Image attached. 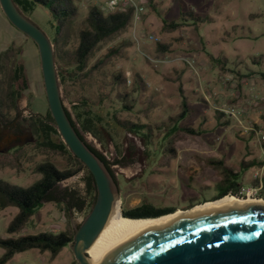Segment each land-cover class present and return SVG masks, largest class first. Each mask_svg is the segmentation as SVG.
<instances>
[{"label": "rangeland", "instance_id": "374dc122", "mask_svg": "<svg viewBox=\"0 0 264 264\" xmlns=\"http://www.w3.org/2000/svg\"><path fill=\"white\" fill-rule=\"evenodd\" d=\"M106 0H89L85 7L76 5L83 16L88 5L102 6ZM160 16L150 11L144 3V12L139 21L115 38L100 44L89 64L120 41L130 44L121 54L111 59L102 69L83 79L65 80L60 84L61 95L67 111L73 118V108L81 111L97 127L101 142L89 133H82L84 140L96 149L109 163L119 191L120 209L132 208L143 200L155 207H172L184 210L188 204L211 201L221 186H217V175L199 158H224L226 164L238 163L264 157V149L258 140L261 132L254 125L262 124L264 106V81L256 72H264V0H154ZM183 7L192 8L195 14L212 17V22L197 27L186 26L174 32L161 31L162 19L176 18ZM252 16V17H251ZM256 16V17H253ZM29 20L47 36L54 30L45 10L36 9ZM0 10V50L5 39H14L13 46L22 45L26 62L29 86L18 102V119L21 121L29 112L44 114L47 103L39 67L38 53L29 39L14 38L16 29L9 26ZM24 41V42H23ZM157 43L170 44V51L163 60L155 58ZM76 44L72 37L66 44L71 50ZM4 51V50H3ZM33 51V55L32 52ZM259 64L252 63V57ZM212 58H225L227 63L218 64ZM147 60L150 62L148 63ZM121 70L125 74L126 86L137 74L144 83L142 102L150 100L151 108L144 113L142 105L136 104L132 111L121 108L110 90V75ZM252 75L245 78L248 74ZM254 73V74H253ZM180 74L185 94L190 100L192 112L181 124L196 127L203 122L206 133L200 137L181 135L171 138L166 135L156 139L153 127L166 122L167 117L177 113L179 96L176 84L167 80ZM243 76L244 78H241ZM88 98L93 111L80 106L81 98ZM234 109L233 114H226ZM219 111L230 119V124L216 126L214 113ZM113 116L119 120H130L137 124L150 125L152 136L147 140L117 129ZM74 120V118H73ZM77 125V124H76ZM20 138L10 140L0 150V155L11 157L18 151V166L0 165V180L18 186H27L39 175L33 167L45 160L58 168L67 166L66 159L50 150L36 146L25 127H20ZM2 132V131H0ZM7 132V131H6ZM173 153L169 154V149ZM260 169H246L237 183L249 185ZM77 174L58 184L59 189L70 188L80 183ZM264 198V194H261ZM201 204V203H200ZM198 205V204H195ZM58 203H43L39 219L31 218L18 233L36 234L67 229L71 219L78 224L83 213L64 214ZM16 208L0 210V237H6L5 227ZM71 226V224H70ZM3 249L0 248V255ZM76 261L67 246L55 257L37 250L15 254L6 264H69Z\"/></svg>", "mask_w": 264, "mask_h": 264}, {"label": "trees", "instance_id": "16d2710c", "mask_svg": "<svg viewBox=\"0 0 264 264\" xmlns=\"http://www.w3.org/2000/svg\"><path fill=\"white\" fill-rule=\"evenodd\" d=\"M18 10L29 19V15L36 9L45 10L54 30L48 36L52 47L55 66L57 69L60 84L65 80H80L90 76L94 72L102 69L111 59L121 54L123 48L128 46V41L119 43L108 48L104 54L99 56L92 64L89 60L99 48L100 44L107 42L126 31L131 25L132 8L116 10L111 13H105L100 6L90 4L83 16L78 11L77 0H12ZM145 5L150 11L160 16L156 9L157 3L154 0H144ZM252 17V16H251ZM256 17V16H253ZM212 17L195 14L192 8L186 10L181 7L180 13L173 19L161 20V31L165 33L174 32L186 26L197 27L200 24L212 22ZM25 36V35H24ZM74 37L75 46L69 50L66 49L68 41ZM25 38H28L25 36ZM35 45V44H34ZM170 51V44L157 43L155 58L163 60L165 55ZM23 46H13L10 44L4 51H0V124L8 125L18 117V102L22 93L29 86V78L22 62ZM212 61L220 67L227 60L223 57L212 58ZM253 64H259L257 56L252 57ZM148 63H150L147 60ZM222 63V64H221ZM254 74V73H253ZM259 79L264 81V72H256ZM252 75L248 74L247 77ZM241 78H244L241 76ZM167 80L176 84L180 102L176 114L167 117L166 122L153 127L156 132L154 137L160 139L169 135L171 138H177L181 135L190 137H200L207 130L200 122L196 127L181 124L182 121L192 112L190 100L185 94L180 81V74ZM127 79L121 70H117L110 75L109 86L115 99L121 108L132 111L138 103L142 105L144 113L152 106L148 100L146 103L140 101L144 97L145 86L139 75L135 74L126 86ZM80 106L93 111L95 104L91 103L88 98H81ZM260 105L264 106V98L260 100ZM66 108V107H65ZM74 107L73 118L66 109L68 118L74 126L79 137L84 140L82 133H89L95 139L101 142L97 135V127L91 120L84 116L81 111ZM216 126L223 127L230 124V119L223 116L219 111L214 113ZM262 124L254 125L255 132L260 131L261 136L258 140L261 149H264V116L261 117ZM113 122L117 129L130 133L140 139L147 140L146 137L152 136L150 125L137 124L130 120H119L113 116ZM21 124L27 129L33 138L36 146L44 147L53 153L63 156L67 161V166L58 168L49 160L41 161L33 167V173L39 177L30 185L25 187L10 184L0 180V210L9 207L16 208L15 214L9 220L5 227L6 237H0V248L3 249L0 255V264H6L15 254L27 251L37 250L40 253L47 252L51 257H55L62 249L66 248L73 240V231L69 225L67 229L57 233L38 232L36 234L18 233L24 228L31 218L39 219L40 208L43 203L54 202L62 206L64 214L70 212L83 213L84 216L89 212L95 197V187L93 178L87 169L75 156H73L62 142L48 111L44 114L29 112L22 120ZM77 124V125H76ZM89 149L104 163L110 174L113 173L110 163L94 148L87 145ZM173 149H169V154ZM204 165L211 168L217 175V186H221L218 195L213 200L223 197L226 194L237 195L239 184L237 178L248 168H261L264 161L252 158L249 160H240L238 163L226 164L225 159L220 158H199ZM18 166V151L11 157L0 155V165ZM81 174V186L73 185L70 188L59 189L58 184ZM195 204L188 206L189 209ZM175 208H158L147 201L143 200L140 204L128 208L120 209V214L126 218H150L158 215L171 213ZM69 264H75L71 262Z\"/></svg>", "mask_w": 264, "mask_h": 264}, {"label": "water", "instance_id": "95a60500", "mask_svg": "<svg viewBox=\"0 0 264 264\" xmlns=\"http://www.w3.org/2000/svg\"><path fill=\"white\" fill-rule=\"evenodd\" d=\"M0 10L12 27L35 44L55 128L93 178L95 197L89 212L78 224L70 221L73 240L68 247L76 264H264V203L259 201L223 203L161 217L176 209L150 217L161 218L119 224L95 240L119 199L117 183L67 116L48 36L12 0H0ZM228 195L234 196H224ZM207 202L211 201L203 203Z\"/></svg>", "mask_w": 264, "mask_h": 264}, {"label": "built area", "instance_id": "2783aa9c", "mask_svg": "<svg viewBox=\"0 0 264 264\" xmlns=\"http://www.w3.org/2000/svg\"><path fill=\"white\" fill-rule=\"evenodd\" d=\"M89 0H78L81 7H85ZM144 0H106L101 9L105 13H111L114 11L124 10L125 8H132V20L131 23L135 24L139 21L144 12ZM226 114H233L234 109H227L224 111ZM261 194H264V179H262V172L254 175V179L247 186H239L237 195H234L238 198H250V199H260L264 200L261 197Z\"/></svg>", "mask_w": 264, "mask_h": 264}, {"label": "bare ground", "instance_id": "6f19581e", "mask_svg": "<svg viewBox=\"0 0 264 264\" xmlns=\"http://www.w3.org/2000/svg\"><path fill=\"white\" fill-rule=\"evenodd\" d=\"M260 199H250V198H238L235 196H224L223 198L216 200V201H211V202H207V203H203L200 205H196L194 207H192L191 209L188 210H176L175 212L169 214V215H164L161 217H165V216H170V215H174V214H178V213H182L185 211H189V210H193V209H197V208H201V207H205V206H211V205H217V204H223V203H243V202H247V201H257ZM264 201V200H261ZM161 217H157V218H161ZM157 218H150V219H128L123 217L120 214V202L118 200H116L112 206V210L110 212V215L103 227V229L100 231V233L98 234V236L96 237L95 240L99 239L100 237H102L106 232H108L111 228H113L114 226H117L119 224L122 223H128V222H134V221H142V220H152V219H157ZM94 240V241H95ZM86 254L90 255V246L87 248L86 250Z\"/></svg>", "mask_w": 264, "mask_h": 264}, {"label": "flooded vegetation", "instance_id": "af4514ba", "mask_svg": "<svg viewBox=\"0 0 264 264\" xmlns=\"http://www.w3.org/2000/svg\"><path fill=\"white\" fill-rule=\"evenodd\" d=\"M18 109V108H17ZM17 113V112H16ZM20 127H24L22 124H21V121L17 118H15L13 120V122H11L10 124L8 125H2L0 124V150L2 148H4L6 146V143L10 140H14V141H17L19 138H20ZM7 131V132H6ZM85 141V140H84ZM86 142V141H85ZM87 145H89L87 142H86ZM96 150V149H95ZM97 151V150H96ZM112 171V170H111ZM113 173V172H112ZM114 176V175H113ZM114 180L116 181L115 177H114ZM218 193H216L215 196H217ZM214 196V197H215ZM211 200H213V198ZM206 200L200 202V203H203L205 202ZM259 202H262L264 203V201H261V200H257ZM247 202H251V201H247ZM194 204V203H193ZM152 205V204H151ZM192 204H188L187 207L183 208V209H186L188 208V206H190ZM264 206V205H262ZM159 208V207H158ZM165 208H172V207H165ZM177 209V208H175Z\"/></svg>", "mask_w": 264, "mask_h": 264}, {"label": "crops", "instance_id": "0c3cea01", "mask_svg": "<svg viewBox=\"0 0 264 264\" xmlns=\"http://www.w3.org/2000/svg\"><path fill=\"white\" fill-rule=\"evenodd\" d=\"M6 19V18H5ZM7 23H9V22H7ZM9 26H10V24H9ZM12 27V26H11ZM13 29H15V28H13ZM12 33H14V38H16V40L18 39H25L24 41H26V38H25V36L21 33V32H19L18 30L16 31V32H12ZM1 37V36H0ZM3 39V41H4V48L3 49H1L0 51H2V50H4L7 46H9L10 44H12V42H14V39L12 38V39H5L4 40V38H2ZM23 41V42H24ZM34 48H36V46H34ZM36 51H37V49H36ZM32 53V55H33V51L31 52ZM23 56H24V50H23V53H22V59H23ZM39 60V59H38ZM23 64H24V67H25V69H26V73H27V68H26V62L24 61L23 62ZM258 160H262V161H264V157H261V158H259V157H256ZM252 159V158H251ZM260 169V172H262V179H264V166H262L261 168H259ZM212 201V200H211ZM177 210H179V209H177Z\"/></svg>", "mask_w": 264, "mask_h": 264}]
</instances>
